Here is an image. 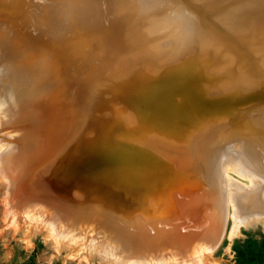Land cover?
I'll use <instances>...</instances> for the list:
<instances>
[{"label": "rangeland", "instance_id": "1", "mask_svg": "<svg viewBox=\"0 0 264 264\" xmlns=\"http://www.w3.org/2000/svg\"><path fill=\"white\" fill-rule=\"evenodd\" d=\"M117 2L119 1L94 2L104 14L100 24L122 37L120 42L124 46L127 45L125 36L135 30L136 38L141 39L140 44L142 48L144 46V50L141 53L131 51L132 53L121 56L111 54L109 58H104L100 51H95L97 54L91 55L90 65H105L111 71L119 65L121 69L115 72H127L137 81L147 79L144 83L148 85L156 84L158 75L172 67L183 66L184 71H190L196 66L201 69L208 66V63L198 56L199 50L194 48L193 53L186 51L190 40L184 31L186 24L183 18L186 16L188 19L190 15L175 0H157L140 21H137L140 18L132 10L118 6ZM25 11H28V17H23ZM67 16L61 0H0V42L7 50L4 62L17 60L16 63L20 64L28 53L33 54L36 61L44 59L50 52L47 50L52 38L50 35L55 34L57 29H63V25L60 29L58 26L60 20ZM191 19L190 25L194 24L196 29L211 34L197 19ZM119 25L127 27L128 31H123L122 28L117 31L120 29ZM81 40L80 37H72L62 47L70 49ZM55 47L56 45H51L54 50L59 49L60 45ZM54 60L57 67H54V70H57V74L52 78V82L49 81L43 87L34 83V95L23 97L22 93L17 94L13 87H4L0 91L4 97L0 104V264H264V167L262 164L253 165L247 162L243 148L246 145H254L251 144L254 141L247 143L249 138L238 136L240 139H229L230 141L225 142L210 158L207 168L209 176L211 175L212 182L208 183L211 188L205 186L207 193H197L199 198L196 203H201L199 211L196 210L198 212H194L195 218L186 220L187 223L181 221L180 214L173 220L177 222L164 227V232L170 233L166 240L155 236L140 240L133 234L125 235L111 219L109 208L102 205L93 206L91 198L97 193L91 187H86L84 192L68 187L62 196L52 193L35 194L29 189H19L24 177L31 176L33 170L48 168L45 173L49 174L55 168L54 163L50 161L57 152V149L54 150L55 146L69 152L81 149L84 155L76 165L84 169V161L89 159L84 158L91 153L96 140L103 142L104 146L115 141L120 145L125 142L124 146H121L122 149L127 143L131 144L127 142L130 135L126 132L120 134L119 129L115 127L103 131L84 127L74 131V118L72 129H66L71 125H68L71 116L67 104L69 106L73 98L74 89H77L76 97L87 93L88 89L81 90L79 83L82 81L79 79L71 80L75 85L67 78L59 82V78L65 75L64 69L79 63L80 58L74 57L67 60L68 62H62L58 57ZM91 81L89 80L91 84L93 81L95 83L96 79ZM10 91L15 92L14 97H8ZM40 94L43 95L42 98L35 99ZM41 99H48V106H43L39 102ZM56 102L64 105V108ZM34 104H37V107ZM52 105H57L59 112L60 108L63 109L61 112L65 110L64 114L60 115L56 111L58 120L52 113L56 110ZM35 107L42 109L39 112V109L33 110ZM44 107H48L49 114L52 111L50 118L54 117L53 121L56 120V124L52 122L56 129L50 124L52 119L50 121L48 114L47 117L44 115L43 119L41 111L46 110ZM76 114L79 115L77 111ZM35 116L42 118L40 120ZM37 129L41 130V133L37 132ZM60 135L64 136L60 145L51 143L56 137L60 139ZM236 138L238 140H235ZM87 142L91 143L88 147ZM41 147L44 149L41 150ZM258 148H263V145H258ZM122 149L116 151L121 153ZM36 157L41 159L34 162ZM93 158H96V152ZM27 169L29 170L24 172ZM125 170L128 176V169H120L119 175L122 176ZM199 170L201 173L202 168ZM12 173L20 178L14 184ZM99 184L108 190L111 188L125 191L124 186L114 182L99 181ZM155 192L148 193L146 198ZM239 196H246L249 199L248 205L241 204L240 200H237ZM174 199L179 200L178 203L190 202L180 194H174ZM201 200L204 202H200ZM104 201L109 203L105 199ZM119 213L122 219L131 214L127 208ZM163 216L164 214L158 213L156 221ZM76 217L78 220H75ZM105 218H110L114 223Z\"/></svg>", "mask_w": 264, "mask_h": 264}, {"label": "bare ground", "instance_id": "2", "mask_svg": "<svg viewBox=\"0 0 264 264\" xmlns=\"http://www.w3.org/2000/svg\"><path fill=\"white\" fill-rule=\"evenodd\" d=\"M6 1L3 0V2ZM95 1L61 0V5L68 16L60 20L58 28L63 25V29L61 31L57 29L55 34L50 35L52 38L47 45V50L50 52L49 55L44 56L45 60L36 61L33 54L28 53L20 64L16 63L17 60L5 63L7 50L0 42V91L4 87H13L15 92L22 93L23 97L34 95V83L43 87L49 81L52 82V78L57 74V70H54L55 58H60L62 62L63 60L68 62L67 60L74 57L80 58L82 63L79 62L80 64L65 68L63 73L65 75L59 78L60 83L62 79L64 81L67 78L70 79L71 84H73L72 79H79L82 81L79 83L81 90L88 89L87 93L79 94L77 97L75 96L77 89H74L73 98L69 106L67 104L71 116L68 125H71L66 129H72L74 118L76 120L74 131H79L84 127L89 129L92 127L96 131L115 127L119 129L120 134L126 132L130 135L127 142L131 144L127 143L122 149L121 146L123 147L125 142L120 145L115 141L104 146L103 142L96 140L93 150L84 158V160L89 158L84 161L86 164L84 169L76 165L84 155L81 149L69 152L55 146L54 150L57 149V152L54 154L53 150L54 155L51 160L49 159L54 163L55 168L49 174L45 173L48 168L40 167L33 170V176L32 174V177L25 176L19 189H29L35 194L52 193L62 196L68 187L80 192H84L86 187H91L97 193L91 198L93 206L102 205V207L109 208L111 219L117 223L125 235L133 234L136 239L140 240H146L149 236L166 240L165 238L170 233H165L164 227L177 222L173 220L180 214L182 215L181 221L187 223L186 220L191 221L199 211L201 203H196V199L199 198L197 193H207L211 188L208 185L212 181L207 164L229 139L240 136L249 138L247 143L254 141L251 143L254 145H246L243 148L245 150L243 154L249 164H262L264 167V110L261 108L218 110V102L241 101L255 92L250 77L233 59L231 53L212 34L209 35L196 29L194 24L190 25L191 16L188 19L186 16L183 18L186 24L184 31L190 40L186 51L193 53L194 48H196L194 50H199L198 56L208 63L204 69L196 66L190 71H184L183 66L172 67L158 75L156 84L148 85L144 83L147 79L137 81L127 72H115L121 69L119 65L115 66L113 71L105 65L95 66L92 63L95 66L93 67L89 60L91 55L97 54L95 51H100L104 58H109L111 54L121 56L125 53H132L131 51L141 53L144 50V46L142 48L140 44L141 39L136 38L135 30L125 36L127 45L124 46L120 42L122 37L102 26L100 22L104 14L95 6ZM118 1V6L132 10L140 18L137 21H140L157 0ZM28 15V11H25L23 17H28ZM121 18L125 22V19ZM118 28L120 29L117 31H121V28L123 31L127 29L121 25ZM72 37H80L82 40L78 45L64 49L62 46L66 45ZM131 41L132 44L129 45ZM52 44L57 48L60 45L59 49H51ZM20 66L22 68H19ZM95 79L96 82L93 83ZM89 80L93 81H91L92 84ZM62 87L64 90V86ZM15 92L10 91L8 97H14ZM41 96L43 95H37L35 99L39 100ZM3 98L0 92V104ZM43 101L46 102H44L45 105ZM43 101L41 99L39 102L46 106L48 99ZM37 104L34 105L37 107ZM57 105H52V108ZM36 107L33 110L39 109L40 112L42 107ZM44 108L46 110L41 111L43 119L47 117V114L50 118L52 111L49 114L48 107ZM55 109L52 113L57 119V116L65 110L61 112L63 109L60 108L59 112L57 107ZM56 111L59 112L58 115ZM37 116L35 117L41 120L42 117ZM53 118H50L52 126L54 125L52 122L56 124ZM38 130L37 132L41 131ZM63 139L64 136L60 139L56 137L51 143L60 145ZM90 144L87 142L86 147ZM258 145H263V148H258ZM42 149L44 147H41ZM116 149H122L123 152L118 153ZM95 152L96 158L94 159ZM118 155L120 156L115 159ZM40 159L36 157L34 162ZM200 168H202L201 173ZM120 169L130 170L129 175L126 176L127 170H125L120 176ZM12 174L14 184L20 178ZM99 181L114 182L124 186L125 191L111 188L108 190L102 187ZM153 191L156 192L146 198L147 195L149 196L148 193ZM174 194L183 195L187 198V202H190L188 204L183 201L178 203L179 200L174 199ZM237 200L244 205L249 202L246 196H239ZM125 208L129 209L131 214L126 219H122L119 211ZM232 212L234 214V211ZM158 213L164 216L156 221ZM76 219L78 220L77 217ZM111 219L106 220L114 223ZM124 228L128 229L124 230Z\"/></svg>", "mask_w": 264, "mask_h": 264}, {"label": "water", "instance_id": "3", "mask_svg": "<svg viewBox=\"0 0 264 264\" xmlns=\"http://www.w3.org/2000/svg\"><path fill=\"white\" fill-rule=\"evenodd\" d=\"M197 19L250 77L255 94L218 102V110H264V0H175Z\"/></svg>", "mask_w": 264, "mask_h": 264}]
</instances>
